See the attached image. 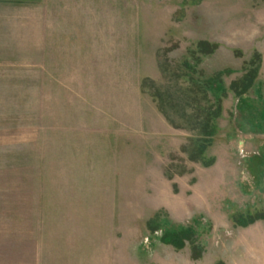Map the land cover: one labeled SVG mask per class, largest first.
Masks as SVG:
<instances>
[{"label":"rangeland","instance_id":"374dc122","mask_svg":"<svg viewBox=\"0 0 264 264\" xmlns=\"http://www.w3.org/2000/svg\"><path fill=\"white\" fill-rule=\"evenodd\" d=\"M0 264H264V0H0Z\"/></svg>","mask_w":264,"mask_h":264},{"label":"trees","instance_id":"16d2710c","mask_svg":"<svg viewBox=\"0 0 264 264\" xmlns=\"http://www.w3.org/2000/svg\"><path fill=\"white\" fill-rule=\"evenodd\" d=\"M208 90V88H207ZM217 113L218 111L215 113V114H212V112L209 113V115L206 117V122H205V134H208L209 136L211 135H214L215 132H216V124H215V121L217 120ZM174 235V244L176 245L178 242L182 241L187 238V234L185 232H181L179 234H175L173 233ZM174 244H172L174 247H182L183 245L181 244L180 246H175Z\"/></svg>","mask_w":264,"mask_h":264}]
</instances>
